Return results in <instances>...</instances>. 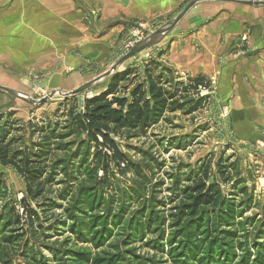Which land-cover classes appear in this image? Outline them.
I'll use <instances>...</instances> for the list:
<instances>
[{
  "label": "rangeland",
  "instance_id": "obj_1",
  "mask_svg": "<svg viewBox=\"0 0 264 264\" xmlns=\"http://www.w3.org/2000/svg\"><path fill=\"white\" fill-rule=\"evenodd\" d=\"M13 1L5 7L0 1V18L23 13V5L14 10ZM193 1L127 20L101 56V67L96 64L100 60H86L63 74L8 75L6 87L27 98L0 92L1 134L5 121L17 123L6 139L13 149L29 152L53 129L62 138L53 141L55 151L36 202L26 195L21 174L0 165V264H264V100L253 98L243 106L244 100L237 99L241 107H233L232 95L222 92L230 84L218 83L219 77H204L197 88L189 79L180 81L159 61L168 41L140 52L81 94L66 99L55 94L43 104L28 100L68 93L103 75L126 52L167 28ZM193 11L230 14L228 19L242 11L264 14V6L206 2L186 14ZM90 15L98 20V14ZM214 17L202 21L209 24ZM124 72L131 75L119 85L118 98H129L138 84L147 89L150 77L163 81L174 101L150 128L110 133L124 156L120 163L100 139L97 145L73 128L72 119L84 113L86 100L104 93L111 78ZM243 119L252 124L253 138L243 137ZM204 174L207 184L219 186L224 208L232 210V219L225 223L215 220L216 212H199L203 221L181 213L189 204L185 194L191 182ZM23 198L36 213L31 219L24 215ZM203 213L213 217L212 226Z\"/></svg>",
  "mask_w": 264,
  "mask_h": 264
},
{
  "label": "crops",
  "instance_id": "obj_2",
  "mask_svg": "<svg viewBox=\"0 0 264 264\" xmlns=\"http://www.w3.org/2000/svg\"><path fill=\"white\" fill-rule=\"evenodd\" d=\"M0 1L4 7L12 2ZM181 1L14 0V10L23 5V13L15 11L0 18V86H8V75L23 71L63 74L86 60H100L96 64L101 67V56L127 20L168 12ZM92 13L98 14L97 21ZM256 13L242 11L227 19L230 14L190 12L159 39L160 45L169 42L159 61L179 75L180 81L216 76L218 83H229L230 88L222 92L232 95L233 107H241L237 99L244 100L243 106L253 98L258 103L264 100V14ZM209 15H215V21L204 24L202 20ZM87 18L91 22H83ZM226 74L228 80H221ZM242 121L243 137L253 138L252 124Z\"/></svg>",
  "mask_w": 264,
  "mask_h": 264
},
{
  "label": "trees",
  "instance_id": "obj_3",
  "mask_svg": "<svg viewBox=\"0 0 264 264\" xmlns=\"http://www.w3.org/2000/svg\"><path fill=\"white\" fill-rule=\"evenodd\" d=\"M131 75L130 72H124L114 75L104 93L85 102V111L82 115H75L72 119V126L79 132L86 133L90 141L99 143L107 147L112 152V159L120 163L124 162V156L110 139V133L116 130H146L152 125L158 123L160 118L172 108L174 96L164 89V83L160 79L148 78V88L145 89L142 84L136 85L129 93V98H118L119 85ZM189 84L194 88L202 86L205 82L204 77L189 79ZM168 85V83H167ZM206 85V84H205ZM110 97V98H108ZM177 100V99H175ZM11 117V114H9ZM2 118H0V123ZM16 122L5 121V128L0 132V165L11 166L19 172L25 182V192L28 198L36 202L42 195L41 185L44 183L43 174L47 172V162L55 151L54 140H59L62 135L56 134V131L45 132L40 143L32 144L29 152H23L19 149H13V142L6 139L10 129H14ZM98 139L100 142L98 143ZM7 141V142H6ZM105 156V155H104ZM193 185L186 191L185 198L189 204L182 211L186 218L191 216V220H201L199 212H216L215 220L220 224L232 219V210L225 207V201L219 186L215 183L207 184V175L204 174L199 182H191ZM24 215L31 219L36 213L29 208L23 198L20 202ZM47 206L48 204H44ZM45 211L43 208L41 212ZM205 216L206 222L213 225V217ZM15 225H19L16 221ZM14 226V227H16ZM19 235V234H17Z\"/></svg>",
  "mask_w": 264,
  "mask_h": 264
},
{
  "label": "water",
  "instance_id": "obj_4",
  "mask_svg": "<svg viewBox=\"0 0 264 264\" xmlns=\"http://www.w3.org/2000/svg\"><path fill=\"white\" fill-rule=\"evenodd\" d=\"M201 2H216V3H227V4H236V5H242V6H248V7H255V6H264V1H255V0H194L193 2H191L188 6H186L183 11L175 18V20L165 29L163 30H158L156 32H154L149 38L148 40L142 42L141 44L137 45L136 47H134L132 50H130L128 53H126L125 55H123L122 57H120L119 59H117V61L115 63H113V65L111 66V68L102 75L101 78H96L93 81L88 82L87 84L74 89L68 93H61V92H53L50 93L48 96L42 98L41 100H32V99H28L29 102L31 104H43L46 101L50 100L51 98H53V96L55 94H58L59 96H61L62 98L66 99L68 97L71 96H76L78 94H81L87 90H89L96 82H98L100 79L105 78L110 76L112 73L116 72V70L118 69V67H120L123 63H125L126 61H128L129 59H131L132 57H135L137 54H139L140 52L156 45L159 41V39L161 38V36H165L180 20L181 18L188 12V10L190 8H192L194 5L201 3ZM0 91L3 93H6L10 96H13L15 98H19V99H27L25 97H23L21 94L14 92L4 86H0Z\"/></svg>",
  "mask_w": 264,
  "mask_h": 264
},
{
  "label": "bare ground",
  "instance_id": "obj_5",
  "mask_svg": "<svg viewBox=\"0 0 264 264\" xmlns=\"http://www.w3.org/2000/svg\"><path fill=\"white\" fill-rule=\"evenodd\" d=\"M117 70H118V69H117ZM117 70H116V71H117ZM106 72H107V71H106ZM106 72H105V73H106ZM111 75H112V74H111ZM111 75H110V76H111ZM110 76H109V77H110ZM101 77H102V75H101V76H98V77H96V78H101ZM96 78H94L93 80H95ZM103 79H104V78L100 79V80H99L98 82H96L93 86H95L97 83L101 82ZM93 80H91V81H93ZM97 85H98V84H97ZM56 95H58V94H56Z\"/></svg>",
  "mask_w": 264,
  "mask_h": 264
},
{
  "label": "built area",
  "instance_id": "obj_6",
  "mask_svg": "<svg viewBox=\"0 0 264 264\" xmlns=\"http://www.w3.org/2000/svg\"><path fill=\"white\" fill-rule=\"evenodd\" d=\"M149 37H150V36H149ZM149 37H147L146 39H144L142 42L148 40ZM142 42H141V43H142ZM141 43H140V44H141ZM138 45H139V44H138ZM135 47H136V46H135ZM132 49H133V48H132ZM132 49H131V50H132ZM129 51H130V50H129ZM129 51H128V52H129ZM128 52H126V53H128ZM126 53H125V54H126ZM125 54H124V55H125ZM122 56H123V55H122ZM122 56H121V57H122Z\"/></svg>",
  "mask_w": 264,
  "mask_h": 264
}]
</instances>
